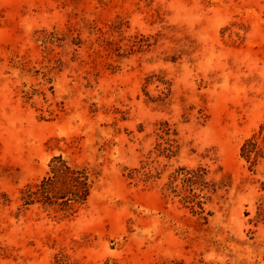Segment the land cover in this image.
Returning <instances> with one entry per match:
<instances>
[{
	"label": "rangeland",
	"instance_id": "374dc122",
	"mask_svg": "<svg viewBox=\"0 0 264 264\" xmlns=\"http://www.w3.org/2000/svg\"><path fill=\"white\" fill-rule=\"evenodd\" d=\"M0 264H264V0H0Z\"/></svg>",
	"mask_w": 264,
	"mask_h": 264
},
{
	"label": "trees",
	"instance_id": "16d2710c",
	"mask_svg": "<svg viewBox=\"0 0 264 264\" xmlns=\"http://www.w3.org/2000/svg\"><path fill=\"white\" fill-rule=\"evenodd\" d=\"M258 141L255 137L247 140L242 146V155L251 160L253 154H258ZM51 173L45 176L36 189L28 187L24 197V204L44 203L54 206L58 203L63 211H74L76 204H84L89 198L94 180L87 167L73 166L69 157L62 154L54 156L50 163ZM181 176L185 185L193 190L194 185L203 179L199 171L187 168ZM189 198V196H187ZM193 200V199H192ZM191 201V200H190ZM200 207L203 208L200 204Z\"/></svg>",
	"mask_w": 264,
	"mask_h": 264
}]
</instances>
